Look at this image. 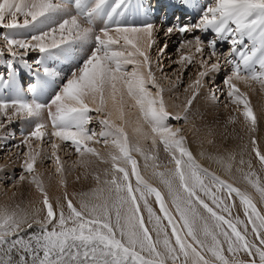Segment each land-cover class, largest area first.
<instances>
[{
    "label": "snow or ice",
    "instance_id": "obj_1",
    "mask_svg": "<svg viewBox=\"0 0 264 264\" xmlns=\"http://www.w3.org/2000/svg\"><path fill=\"white\" fill-rule=\"evenodd\" d=\"M178 6L188 7L189 0H179ZM154 8L143 0L0 2V28L32 33L26 39L14 38L11 32L3 36L6 47L0 48V55L6 51L10 59L7 77L0 75V114L9 121L15 116L34 124L23 140L29 148L24 166L42 196L44 213L39 218L37 210L30 220L27 214L0 212V264H264V211L250 193L199 164L182 130L168 124L170 118L182 117L167 110L164 89L152 70L148 49L154 43L155 25L147 17ZM18 15L24 17L23 23L18 22ZM193 28L211 30L218 38L208 43L213 56L218 42L230 41L233 67L232 74L224 78L230 89L227 94L243 105L245 121L254 132L257 116L233 79L264 86V0H208L198 23L180 25L179 31ZM172 31V27L167 29ZM196 39V51L203 52L202 42ZM17 48L23 51L17 52ZM30 51L38 53L35 67L26 59ZM185 60L191 62L190 57H181ZM13 61L22 63L33 76L35 82L26 91L14 84ZM65 62L66 71L55 66ZM217 67V63L211 65L213 70ZM199 85V79L193 81V86ZM196 94L187 101L189 106ZM129 102L150 126L151 136L145 138L151 139L154 149L159 141L173 167L160 170L158 163L149 164L158 155L130 144L124 127L111 118L117 114L122 120ZM92 112H106L100 121L104 126L100 136L105 144L112 137L111 143L118 149V154H110L111 178L103 181L105 187L94 191L93 200L81 199L79 207L67 192L63 202H53L35 174L39 152L32 150L30 140L45 137L48 121L54 129L51 135L71 142L81 156L85 152L99 156L86 143L96 135L87 128ZM250 146L264 167V152L255 136ZM134 152L144 157V168H151L167 190V200L160 188L142 175ZM53 157L56 172L62 174L59 156L53 153ZM240 164L245 161L241 159ZM247 165V172L243 168L238 171L264 200V183L250 161ZM231 167L226 164L229 171ZM95 179L99 182L100 176ZM60 183L66 181L61 178ZM234 198L243 209V219L234 215ZM242 254L247 259H242Z\"/></svg>",
    "mask_w": 264,
    "mask_h": 264
},
{
    "label": "rangeland",
    "instance_id": "obj_2",
    "mask_svg": "<svg viewBox=\"0 0 264 264\" xmlns=\"http://www.w3.org/2000/svg\"><path fill=\"white\" fill-rule=\"evenodd\" d=\"M17 19L19 23H23L24 17L22 15H18ZM154 31L156 32V38L154 43H152L151 47L149 48L148 53L152 63V70L155 73L156 82L159 83L164 89L163 95L165 102L169 101V103L172 104H183L185 106V111H187L190 106L188 105L187 101L184 102V100L191 99H188L187 97L191 90L194 89L193 94L198 93L195 95V99L192 101L191 106L195 105L194 103L199 96H203L201 103L197 107H194L196 108L195 110H197V112H200L198 116H193L192 114L190 116V114L186 113L185 111L181 115L176 111L177 115L182 117V119L175 120L170 118L168 120V124H170L173 129H181V135L190 139L193 137V134L190 133V130H187L189 129L188 125L190 122H196V119L201 120L202 118L204 119L212 117L217 125L222 123L224 126L226 124L223 123L222 118L230 119L229 117H231V120L226 121L229 123H234L232 120L236 119V117L229 115H234L237 113L243 114V105L235 103L233 97H230L227 94L230 89L224 82V78L232 74L233 66L227 64L229 60L223 58L224 54H222V52H216L215 56H213L211 52L207 51L204 41L200 38L199 39L202 42L200 46L204 48L203 52H197V37L194 36L191 31L187 32V34L185 33L186 35L184 34L187 36L185 38L180 37L175 32H173L175 33L174 35L167 36L168 32L165 28L161 29L159 27H155ZM202 31L204 32V30ZM8 32H11L14 38L18 39H26L32 34L27 29L9 30L0 28V48L6 47V41L4 40L3 36ZM15 50L17 52L23 51L22 49L18 48ZM37 56L38 53L30 51L27 54L26 59L28 60L29 64H32L35 62ZM183 56L190 57L191 62L189 63L187 60L181 61V57ZM8 59H10V57L6 51L0 55V62L2 64L7 65ZM204 61L207 62L205 63ZM13 62H15V65L17 64V61ZM213 63L218 64V67L215 70L211 68ZM20 66H23V64ZM130 67L131 66H129V68ZM201 72H206L207 74L200 76L199 73ZM196 79L200 80V85L197 87V89H195V86H193V81ZM233 83L237 86L241 94L247 95L252 108H255V105L258 102L259 105L263 104L264 86H261L259 82L244 81L234 78ZM152 91L155 93L156 89L153 88ZM11 111L12 110L10 109L9 114H11ZM253 111L254 113H258L257 109H253ZM90 115L92 116V120L87 125V128L89 131H94L96 135L92 140L86 141V143L89 147L94 148L96 152L99 153L100 158H104V154L101 153V150L106 153L113 154V148L111 146L112 137H109L108 144H105L103 142V138L100 136V133L104 131V126L100 123V121L104 118V112H92ZM177 115L172 114V116ZM183 115H186L187 117L190 116L189 122H187L186 119H183ZM136 116H140L139 112L136 109L134 110V108L130 109V107H127L124 118L122 120L120 119L123 122L120 125L124 127L129 142L135 138V135L132 133L135 130V127L142 126L149 129V126L142 119V117ZM134 118L135 121H133ZM258 118L261 120L260 117ZM238 119L239 118L236 120ZM19 120L21 121L22 119L13 116L11 121H9L7 117H5L3 114H0V125H3L0 127V191L2 193H5V190L17 191L22 186L24 181L32 180V174L28 173L24 166V161L28 159L29 156L28 145L23 143L26 135L24 131L22 133L16 132L19 127ZM23 126L26 128L25 130H28L33 129L34 124L24 121ZM44 131L46 135L42 140L38 141L35 138L30 140L32 150L34 152H39V156L36 158V166L39 167V169H35V174L38 177H40V175H50L51 177L58 176V173L56 172L57 163L53 157V153L59 156L60 163L63 165V170H66V176L68 177L77 175L80 168L79 170H75V168L78 167L77 165L78 162H81V158H83V160L89 158H93V160L96 159L94 155L92 156V154L87 152L81 156L76 152L75 147L71 144V142H67L62 139L61 141L58 139V141L55 142L56 137L51 135L53 130L49 127L45 128ZM28 133L29 132L26 134ZM240 139H242V137ZM53 144L59 145V148H53ZM108 148H110V150H108ZM163 152L165 153L164 150ZM87 171V166H81V174H79L77 178L80 177V175L88 174ZM92 174L95 175L94 173ZM21 175L25 177L24 180L18 179V177ZM261 180V182L264 183V175L261 176ZM76 181L77 180H75V182ZM150 203H152L153 206L155 205L156 209H158L159 206H156V203L152 201H150ZM233 211L235 214H237L236 210ZM28 231L31 232L32 230L29 229ZM250 232L251 231H249V233ZM0 258H3L2 255H0Z\"/></svg>",
    "mask_w": 264,
    "mask_h": 264
},
{
    "label": "bare ground",
    "instance_id": "obj_3",
    "mask_svg": "<svg viewBox=\"0 0 264 264\" xmlns=\"http://www.w3.org/2000/svg\"><path fill=\"white\" fill-rule=\"evenodd\" d=\"M0 2H2V0H0ZM81 22L83 23L84 21L81 19ZM174 34L175 33H173V31L171 33L168 32L167 36ZM155 36L156 32L153 31V41L156 38ZM226 55L227 54L224 53L223 58L229 60L227 59L229 57ZM17 64L22 65V63H20L19 61H17ZM63 65L65 68L67 67L66 62ZM13 66L16 67L15 65ZM16 68H19V66H17ZM195 89H197V87H195ZM193 90H191L190 94L187 96L188 99L192 98V96L194 95ZM202 97L199 96L196 102L194 103L195 105L190 106V109L188 108L187 111H185V106L183 104H172L168 101L165 102V106L171 114L177 115V112H179L182 115V113L185 111L186 113L190 114V116L191 114L193 116H198L200 112H197V110H195L196 108L194 107H197L201 103V101L203 100ZM186 101L188 100L185 99L184 102ZM93 107H95V105H93ZM127 107H130V109L134 108V110L136 109L138 111L137 108L131 106V102H129V105ZM127 107L125 109V113L127 111ZM253 109H257L258 111V113L255 111L258 123L254 132L249 130L248 124L245 121L244 115L242 113H237L238 115H229L236 117V119L239 118L238 120L233 119L232 121L234 123H229L226 121L231 120V117H229L230 119L222 118L223 123L226 124L224 126L222 123L217 125V123L213 120L212 117L204 119L202 118L201 120L195 118L197 121L190 122L188 125L189 129H187L191 131L190 133L193 134V137L190 139L186 137V143L187 147L192 151V154L196 157L199 164H201L204 168L208 169L210 172L216 173L222 179L228 180V182L232 183L234 186L240 187L243 191L250 193L254 199V202L257 204V207L264 211V200H262L260 194L243 179V172L238 171V169L243 168L244 172H247V162L250 161L252 169L256 172L257 175H259L260 179L261 176L264 175V167L261 166L260 161L251 152L250 146V140L253 136H255L257 141L260 143L262 152H264V102L260 105L259 102L256 103L255 108L253 107ZM105 115L106 112H104V116ZM185 116L186 115H183V117ZM190 116H186L187 122H189ZM258 117H260L261 120H259ZM111 118L115 120L117 124L123 123L118 118L117 114H114ZM133 121H135V118ZM46 123L50 124V122L48 121H46ZM132 133L135 135V138H133L134 140L129 142L130 144H139L145 152L158 155V159L155 162L149 160V164L158 163L160 165V170H164L165 166H174L172 164L167 163L170 157L166 152H163V146L159 144V141L157 148L154 149L151 143V139L145 138L146 134L149 137L151 136L150 126L149 129L147 127L137 126L135 127V130ZM241 137L242 139H240ZM58 139L61 141V138L56 137L55 142H57ZM111 146L113 148V153L118 154V149L115 148L113 144ZM108 150H110V148H108ZM101 153L104 154V158H100V156L96 155H94L96 158L95 160H93V158H89L86 160H83V158H81V162H78V167L75 168V170H79V168L80 170L75 176H66V170H63L62 174L58 173L57 177H51L50 175H40L39 178L43 181L44 188L48 192L50 200L56 202L59 199L61 202H63V196L65 192L68 193L69 198L73 200V203L77 205V207H79L81 199L93 200L95 198L94 191L98 188L105 187L103 181L111 178L110 172L112 164L110 153H106L102 150ZM133 155L137 159L138 166L140 167L141 173L142 175H144L145 179H147L154 186L160 188V190L165 194L167 200V190L159 182V180L152 175V169L148 168L146 170L144 168V157L139 152H134ZM241 159L245 161L244 165L240 164ZM228 163L232 165L230 171L226 168V164ZM121 164L123 165V162H121ZM83 165L88 167V174L80 175V177L77 178V176L81 174V166ZM35 169L37 170L39 169V167L36 166ZM105 170H108V174H106ZM92 173H94L95 175H93ZM96 175L100 176L99 182L95 179ZM61 178L66 181V184L62 185L60 183ZM132 179L135 181L134 177H132ZM75 180L77 181L75 182ZM234 199L237 200V206L234 210H236L237 214H239L243 219V209L239 205L238 198ZM153 200V197H149V201L153 202ZM41 201L42 196L36 189L35 184L32 182V180H26L22 183V186L17 191L5 190V193H2L0 191V212L7 210L9 213L15 212L17 215L27 214V216L31 220L32 216L37 212V210H40L39 218H43L44 213L42 210L43 205ZM156 206H158V204H156ZM153 207L156 208L155 205ZM169 207L172 208V205L170 203ZM142 211H144L146 215V210L142 208ZM248 235L251 237V232L248 233ZM225 254L229 255L227 252H225ZM241 258L247 259L246 255L244 254L241 255Z\"/></svg>",
    "mask_w": 264,
    "mask_h": 264
}]
</instances>
